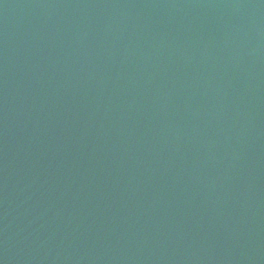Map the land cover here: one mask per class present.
Instances as JSON below:
<instances>
[{"label": "water", "instance_id": "95a60500", "mask_svg": "<svg viewBox=\"0 0 264 264\" xmlns=\"http://www.w3.org/2000/svg\"><path fill=\"white\" fill-rule=\"evenodd\" d=\"M0 264H264V0H0Z\"/></svg>", "mask_w": 264, "mask_h": 264}]
</instances>
